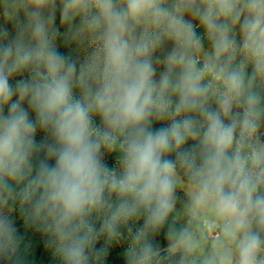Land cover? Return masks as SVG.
<instances>
[{
	"label": "clouds",
	"instance_id": "clouds-1",
	"mask_svg": "<svg viewBox=\"0 0 264 264\" xmlns=\"http://www.w3.org/2000/svg\"><path fill=\"white\" fill-rule=\"evenodd\" d=\"M138 7L0 0V264H28L17 216L55 264H264V0Z\"/></svg>",
	"mask_w": 264,
	"mask_h": 264
},
{
	"label": "trees",
	"instance_id": "trees-1",
	"mask_svg": "<svg viewBox=\"0 0 264 264\" xmlns=\"http://www.w3.org/2000/svg\"><path fill=\"white\" fill-rule=\"evenodd\" d=\"M9 30L11 31V28H9ZM58 44H59V50L62 53L69 55L73 59L77 60L76 51L73 49L74 45H66L64 44L62 39L58 41ZM115 114L116 113L114 111L108 124L104 125L103 128H101L100 130L96 132L97 140H105L109 143V146H110V151L108 153L106 163L103 166L102 170L105 167L111 168L114 165V161H115L116 153L114 150L115 145L113 142L115 134L112 131L113 117L115 116ZM159 126H160L159 124L155 125V127H159ZM16 225L18 229L20 230V232L24 234L25 239L27 241H30L31 243V251L28 257V264H55V262L53 261L51 257L50 252L44 247V237L42 236V234L37 231L31 230V229L26 230L23 226L22 220L18 216L16 218ZM177 227H179V223H177ZM155 239L157 243L161 246H163L166 243L164 235H163V231ZM123 247H124V244L122 243L121 245L115 246L111 250L110 255L108 257V264H123V256H122Z\"/></svg>",
	"mask_w": 264,
	"mask_h": 264
},
{
	"label": "rangeland",
	"instance_id": "rangeland-1",
	"mask_svg": "<svg viewBox=\"0 0 264 264\" xmlns=\"http://www.w3.org/2000/svg\"><path fill=\"white\" fill-rule=\"evenodd\" d=\"M126 3L128 4V6L133 9L135 12L139 11V0H126ZM131 19V24L129 26V32L131 35L135 36L136 35V24L138 23V16L137 15H132L130 17ZM57 24H59V18L57 17ZM8 28H11L12 31V26L9 24L7 25ZM61 31H63V28H61ZM170 46V45H169ZM73 49L76 51V56H77V60L79 61L80 59L83 58V51L79 48H77L75 45L73 47ZM116 91H118L119 89L116 88ZM118 106V98H117V102L114 103L113 105V111L110 113H106V114H102V115H96L93 118V126L96 130V132L98 130H100L101 128L104 127V125H107L112 114L115 111V108ZM43 137L41 135L37 136V139L40 140ZM97 150H98V163L99 166L101 167V169L103 168V166L106 163V159L108 156V153L110 151V146L109 143L105 140H97ZM183 201H184V194L183 193H178V208H182L183 206ZM204 230L206 231L207 235L209 237L214 236L215 232L212 231L210 228H208L207 225H204Z\"/></svg>",
	"mask_w": 264,
	"mask_h": 264
}]
</instances>
